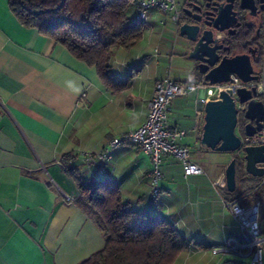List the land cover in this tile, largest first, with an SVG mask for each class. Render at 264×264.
<instances>
[{
  "label": "crops",
  "instance_id": "1",
  "mask_svg": "<svg viewBox=\"0 0 264 264\" xmlns=\"http://www.w3.org/2000/svg\"><path fill=\"white\" fill-rule=\"evenodd\" d=\"M185 1L176 0L177 8ZM134 12L135 5L129 16ZM170 15L149 9L141 39L130 49L113 48L112 73L121 81L132 75L129 87L114 92L102 83L94 66L76 59L37 29L23 25L11 12L9 0H2L0 264H77L103 246L100 228L76 202V178L62 166V157L70 154L69 165L83 180L88 179L91 176L79 151H101L112 138L143 123L157 80L201 79L193 60L176 73L165 67L172 55L187 56L191 47ZM148 33L151 40L145 45L142 41ZM202 95V90H195L176 96L167 119L169 126L182 133L180 144L190 149L192 144L199 145L208 164H216L212 172L210 166L203 167L191 158L203 172L185 177L181 161L165 155L161 192L153 199L147 175L151 159L139 147L126 144L113 149L109 161L94 176L115 183L132 209L166 218L185 236L188 248L179 253L174 264L245 263L246 256L231 252L206 255L229 238L243 239L222 202H239L228 194L224 183L225 166L235 153L207 152L210 149L201 146L203 112L198 115L197 111ZM191 109L194 116L188 118L186 112ZM87 125L88 130L77 136ZM69 141L74 147L65 151ZM259 193L251 204L264 205V187ZM65 196L72 200L66 201Z\"/></svg>",
  "mask_w": 264,
  "mask_h": 264
},
{
  "label": "trees",
  "instance_id": "2",
  "mask_svg": "<svg viewBox=\"0 0 264 264\" xmlns=\"http://www.w3.org/2000/svg\"><path fill=\"white\" fill-rule=\"evenodd\" d=\"M135 4L136 0H9L11 12L23 25L37 29L76 59L94 66L102 83L114 92L129 87L132 75L121 81L112 73L113 48L130 49L145 28V21L129 16ZM71 159L70 154L65 155L61 164L75 175L76 202L89 212L104 238L100 249L77 264H174L179 253L188 248L185 236L166 218L132 209L115 183L98 181L95 176L83 180L69 165ZM239 184L228 193L231 197L244 196V184ZM259 196L257 191L253 199Z\"/></svg>",
  "mask_w": 264,
  "mask_h": 264
},
{
  "label": "built area",
  "instance_id": "3",
  "mask_svg": "<svg viewBox=\"0 0 264 264\" xmlns=\"http://www.w3.org/2000/svg\"><path fill=\"white\" fill-rule=\"evenodd\" d=\"M135 8L133 20L146 21L149 9L156 8L163 12H170L171 20L178 22L179 9L176 0H136ZM254 71L257 79L248 82H243L235 74L230 75L229 82L216 84H209L204 81L202 75L201 80L192 82L177 81L170 77L157 80L148 101L147 117L143 123L129 133L112 138L109 146L101 151L94 153L88 150L79 151L82 162L90 176H94L96 170L99 171L106 165L112 156L113 149L126 144L139 147L151 159V168L147 175L153 199H156L161 192L159 182L165 155H171L181 161L185 177L202 173L201 166L191 160L190 147L177 143L182 133L168 124L167 117L172 100L176 96L202 90L201 102L205 103L209 100L219 99L221 91L231 90L232 96L236 99V107L239 110L242 105L237 101L236 90L240 87L249 89L254 87L257 97L264 102V38H262L260 44V54ZM201 113V110L197 111L198 115H201ZM260 144H264V128L252 136L244 135V137H241V147ZM235 154H242V152L239 149ZM261 166L264 167V163ZM262 187H264V176L261 177L255 190L257 191ZM65 200L70 201L72 198L65 196ZM222 202L230 210L241 232L243 242H239L235 238H229L222 245L214 246L212 248L213 253L231 252L248 258V261L242 264H264V234L260 232L258 223L260 204L257 202L240 205L238 200L228 201L226 199H222ZM243 248L247 250L246 253L241 252Z\"/></svg>",
  "mask_w": 264,
  "mask_h": 264
},
{
  "label": "water",
  "instance_id": "4",
  "mask_svg": "<svg viewBox=\"0 0 264 264\" xmlns=\"http://www.w3.org/2000/svg\"><path fill=\"white\" fill-rule=\"evenodd\" d=\"M209 6L197 22H183L178 24V33L192 43L188 51V58L197 62L196 70L203 80L209 84L230 81V75L235 74L243 82L256 80L252 62L253 52H232V46L225 44L223 37L235 34L240 26L237 21V10L233 8V0H207ZM241 10L255 16V0H238ZM208 5V4H206ZM201 11V8H194ZM236 97L241 104L243 118L248 122L244 127V135L252 136L264 128V102L257 97L254 87H240L236 90ZM202 115L200 144L213 151L236 153L224 169V183L229 192L237 187L236 164L241 158L245 171L255 177L264 176V144L244 145L241 147V137L236 134L238 108L232 91H221L219 99L199 103Z\"/></svg>",
  "mask_w": 264,
  "mask_h": 264
},
{
  "label": "flooded vegetation",
  "instance_id": "5",
  "mask_svg": "<svg viewBox=\"0 0 264 264\" xmlns=\"http://www.w3.org/2000/svg\"><path fill=\"white\" fill-rule=\"evenodd\" d=\"M233 2V8L237 10L236 22L240 23V26L235 29V34L233 35H227V32L224 33L225 35L223 37L225 38V44H230L232 46L231 53L248 52V49H250V51L253 52L252 62L255 67L257 65V60L260 54V44L262 38H264V0H255V16L249 15L248 11L239 9L240 5L238 3V0H233ZM209 3L210 1L207 0H186L179 9V18L177 23H195L197 22L196 20L200 15L201 19L203 20V12L206 10L207 6H209ZM194 8H201V11H197ZM241 36L242 40H239V37ZM190 44L192 46L191 42ZM194 65L196 67V61H194ZM241 112L242 108L238 110L237 123L239 114ZM247 122L248 120L243 118V132Z\"/></svg>",
  "mask_w": 264,
  "mask_h": 264
},
{
  "label": "rangeland",
  "instance_id": "6",
  "mask_svg": "<svg viewBox=\"0 0 264 264\" xmlns=\"http://www.w3.org/2000/svg\"><path fill=\"white\" fill-rule=\"evenodd\" d=\"M179 1V0H177ZM182 1V0H181ZM175 48L179 49V47L176 45L174 46ZM178 53V52H177ZM191 59L188 58V56H182L180 57L179 55H172L171 60L169 59L165 63V67L169 72L176 73L178 69H186L188 67ZM201 80V79H200ZM194 116V111L191 109L186 112V117L192 118ZM242 123H243V114L242 112L239 114V119L237 126L235 128V132L237 135L240 137H244V132L242 130ZM185 141V139H184ZM179 144V141L177 142ZM201 148V146H200ZM207 150V149H206ZM207 152H212L211 150H207ZM190 157L192 160L198 162L200 165L203 167L210 168L211 167V172L213 171V168L216 166V164L209 165L207 160L204 157V154L202 151L199 150V145H191V155ZM210 166V167H209ZM210 171V169H209ZM236 179H237V187L240 185V181L243 182L244 187H243V193L239 195V204L240 205H245V204H251L253 202V194L256 193L255 187L256 185L260 182L261 177H255L250 174H248L245 171L244 163L241 158H238L237 164H236ZM251 179H255V181H252ZM258 191V190H257ZM260 192V189L259 191ZM259 217H258V223H259V229L262 234H264V205L260 206L259 208Z\"/></svg>",
  "mask_w": 264,
  "mask_h": 264
},
{
  "label": "clouds",
  "instance_id": "7",
  "mask_svg": "<svg viewBox=\"0 0 264 264\" xmlns=\"http://www.w3.org/2000/svg\"><path fill=\"white\" fill-rule=\"evenodd\" d=\"M150 40H151V34L150 33L145 34L142 43L146 45V44L149 43ZM88 127H89L88 125L83 127L79 132H77L76 135L77 136H82L84 134V132H86L88 130ZM73 147H74L73 143L71 141H69L68 144H67V147L65 148V151L70 150ZM169 211H174V210L170 209ZM206 255L209 256V257H213L214 253L209 252Z\"/></svg>",
  "mask_w": 264,
  "mask_h": 264
},
{
  "label": "snow or ice",
  "instance_id": "8",
  "mask_svg": "<svg viewBox=\"0 0 264 264\" xmlns=\"http://www.w3.org/2000/svg\"><path fill=\"white\" fill-rule=\"evenodd\" d=\"M0 3H2V0H0Z\"/></svg>",
  "mask_w": 264,
  "mask_h": 264
}]
</instances>
